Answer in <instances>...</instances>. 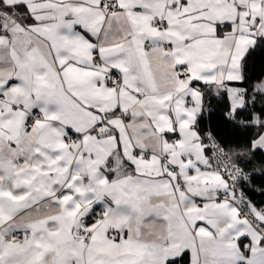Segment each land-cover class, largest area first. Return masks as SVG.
Segmentation results:
<instances>
[{
	"label": "snow or ice",
	"instance_id": "snow-or-ice-1",
	"mask_svg": "<svg viewBox=\"0 0 264 264\" xmlns=\"http://www.w3.org/2000/svg\"><path fill=\"white\" fill-rule=\"evenodd\" d=\"M258 58L264 0H0V264H264Z\"/></svg>",
	"mask_w": 264,
	"mask_h": 264
},
{
	"label": "trees",
	"instance_id": "trees-1",
	"mask_svg": "<svg viewBox=\"0 0 264 264\" xmlns=\"http://www.w3.org/2000/svg\"><path fill=\"white\" fill-rule=\"evenodd\" d=\"M262 73H264V60L258 58L252 68V74L254 77H259ZM222 110V108L218 109L217 113L212 115L205 123L220 125V131L224 134H229L227 127L222 124L218 114V112ZM253 188L255 191H253ZM253 188H246V191L251 196V198L258 203L264 202V175L257 174L254 180Z\"/></svg>",
	"mask_w": 264,
	"mask_h": 264
}]
</instances>
